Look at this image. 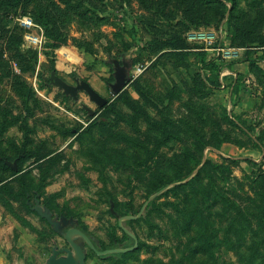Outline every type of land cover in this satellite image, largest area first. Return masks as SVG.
<instances>
[{
    "label": "rangeland",
    "instance_id": "obj_1",
    "mask_svg": "<svg viewBox=\"0 0 264 264\" xmlns=\"http://www.w3.org/2000/svg\"><path fill=\"white\" fill-rule=\"evenodd\" d=\"M222 28L236 60L176 49L188 31ZM262 45L264 0H0V264L71 250L36 201L97 251L132 247L122 228L137 241L97 256L76 237L85 264H240L251 253L264 264ZM112 59L127 65L126 97L107 86ZM51 72L87 82L106 106L64 95Z\"/></svg>",
    "mask_w": 264,
    "mask_h": 264
},
{
    "label": "water",
    "instance_id": "obj_2",
    "mask_svg": "<svg viewBox=\"0 0 264 264\" xmlns=\"http://www.w3.org/2000/svg\"><path fill=\"white\" fill-rule=\"evenodd\" d=\"M112 65V76L113 82L108 83L107 86L110 90V93L114 96L119 95L124 87L129 83L128 77V68L126 63L120 62L117 59H112L110 61ZM49 83L63 92L64 95L70 96L73 100H77V94L79 91H83L89 98V101L95 104L99 109H102L106 106L107 101L101 97L93 88L85 81L75 80V86L69 85L60 79L55 72H51L49 79ZM83 109L88 113L89 116L94 117V111L88 108L87 106H83ZM6 165H8L12 171H17V163L14 161L13 163H9L5 160ZM29 208L34 211L40 218L44 219L53 229V231L62 235L65 241L71 247V250L62 249V250H53L52 255L48 258L46 264H85V252L81 244H77L75 242V238L78 237L82 239L88 247L97 255V256H105L112 253H128L133 251L137 247L136 239L129 234L127 230L123 229V232L127 234L134 241L133 247H129L121 250H105V251H97L95 246L93 245L91 239L87 237L83 232H81L72 218H65L61 216L59 219H53L50 211L48 209H43L39 206V202L36 201L34 207ZM110 211L113 215L116 213L113 211V203L110 201ZM132 218V217H130ZM123 218L118 220V225L121 227V221ZM66 229L65 232L63 230ZM65 252L66 256L57 257L59 254Z\"/></svg>",
    "mask_w": 264,
    "mask_h": 264
},
{
    "label": "built area",
    "instance_id": "obj_3",
    "mask_svg": "<svg viewBox=\"0 0 264 264\" xmlns=\"http://www.w3.org/2000/svg\"><path fill=\"white\" fill-rule=\"evenodd\" d=\"M19 25L23 28L34 27L33 22L23 17L17 19ZM226 32L224 29L215 30H191L185 35V40L191 45L201 46L204 50L215 52L222 60L232 61L239 58L237 49H232L224 46ZM27 45L31 48H36L40 44V39L37 35L28 34L24 38Z\"/></svg>",
    "mask_w": 264,
    "mask_h": 264
},
{
    "label": "trees",
    "instance_id": "obj_4",
    "mask_svg": "<svg viewBox=\"0 0 264 264\" xmlns=\"http://www.w3.org/2000/svg\"><path fill=\"white\" fill-rule=\"evenodd\" d=\"M227 35H228V33H227ZM176 46H177V48L176 49H181V50H190V49H192L193 48V45H191V44H189V43H187L186 42V40L184 39V40H180V41H178L177 42V44H176ZM261 47H264V45H262ZM122 94H124V97H126V94L125 93H120L119 95H118V97H120ZM132 108V107H131ZM120 117V116H119ZM121 118V117H120ZM5 130V127L4 126H2L1 127V129H0V132L1 131H4ZM50 155H48L47 157H49ZM4 164H6L5 162H4ZM204 171V169L202 168L201 169V171H199L198 172V174L192 179V180H190L188 183H186V184H183V185H177V186H175V187H173L172 189H170L169 191H174V190H176V189H179V188H182V187H184V186H186V185H191V183L192 182H194V181H196V179H198L197 177L200 175V173L201 172H203ZM20 171H18V172H14L13 173V175H17L18 173H19ZM4 186H5V180H1L0 181V189L1 188H4ZM27 199V198H26ZM193 214H195V213H192V215ZM196 215V214H195ZM197 217V220H199V225L201 224V222H200V219H201V216L200 215H196ZM233 225V224H232ZM81 232H83L87 237H89V234L87 233V232H85V231H83V230H81V229H79ZM238 233V238H242V234H243V229L241 230V231H238L237 232ZM123 235H124V237L125 238H127L133 245H134V241H133V239H131L127 234H125L124 232H123ZM111 238H112V242H115V241H117L118 239H116V236H115V234L114 233H111ZM227 238V235L225 234L224 235V237H223V239H226ZM133 245H132V247H133ZM212 247V243H208V245H207V248L205 249V251H210L209 249ZM128 253H131V252H128ZM208 254H209V256H210V253L208 252ZM255 256L251 253L247 258L245 257H240V259H239V263L240 264H255Z\"/></svg>",
    "mask_w": 264,
    "mask_h": 264
},
{
    "label": "flooded vegetation",
    "instance_id": "obj_5",
    "mask_svg": "<svg viewBox=\"0 0 264 264\" xmlns=\"http://www.w3.org/2000/svg\"><path fill=\"white\" fill-rule=\"evenodd\" d=\"M65 231H66V229H65Z\"/></svg>",
    "mask_w": 264,
    "mask_h": 264
}]
</instances>
